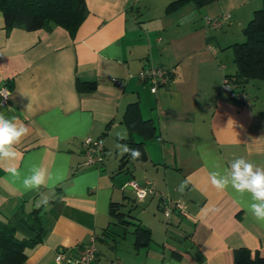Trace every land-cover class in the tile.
Listing matches in <instances>:
<instances>
[{
  "label": "crops",
  "instance_id": "crops-1",
  "mask_svg": "<svg viewBox=\"0 0 264 264\" xmlns=\"http://www.w3.org/2000/svg\"><path fill=\"white\" fill-rule=\"evenodd\" d=\"M175 1L85 0L73 37L61 27L7 32L0 14V86L10 89L0 113L28 127L17 158L0 160V222L18 239L33 238L22 217L44 211L43 241L21 264H56L57 249L75 255L92 236L93 264H233L238 249L264 258V225L247 211L250 195L218 190L209 175L236 157L264 167V83L240 84L247 103L221 89L236 73L233 27L261 0L168 10ZM223 14L230 18L220 28L205 25L204 16ZM149 65L170 73L155 93L137 78ZM87 137L103 140L99 166L84 163ZM11 167L21 175L11 177ZM33 167L46 171V185L25 191ZM131 180L150 182L155 193L138 201ZM165 198L183 211L165 216Z\"/></svg>",
  "mask_w": 264,
  "mask_h": 264
},
{
  "label": "trees",
  "instance_id": "trees-1",
  "mask_svg": "<svg viewBox=\"0 0 264 264\" xmlns=\"http://www.w3.org/2000/svg\"><path fill=\"white\" fill-rule=\"evenodd\" d=\"M213 0H177L168 5V10L192 2L197 7ZM88 13L85 0H0V14L7 32L12 29L35 31L61 27L73 37ZM245 41L231 45L236 73L230 77L238 87L243 82L264 80V0L254 11L251 20L243 29ZM78 90L86 87L77 82ZM92 85H88L91 88ZM43 208L25 213L22 223L34 232L33 238L18 239L14 226L0 222V264H21L26 259L25 250L43 241L45 231L41 225ZM137 232L147 231L138 228ZM233 264H264L258 253L246 249L234 251Z\"/></svg>",
  "mask_w": 264,
  "mask_h": 264
},
{
  "label": "clouds",
  "instance_id": "clouds-1",
  "mask_svg": "<svg viewBox=\"0 0 264 264\" xmlns=\"http://www.w3.org/2000/svg\"><path fill=\"white\" fill-rule=\"evenodd\" d=\"M28 134V127L17 124L15 118L9 119L0 113V160H15L18 152L15 145L22 137ZM119 139H126L125 135H120ZM118 148L123 153H128L133 160H138L141 156L139 149L129 148L125 144H118ZM11 177H19L21 173L15 168L7 169ZM227 173V175L223 173ZM211 184L218 190H225L229 187L239 195L245 193L250 195V200L246 205L247 211L261 224L264 225V167L245 159L244 157L234 158L228 168L214 170L209 173ZM47 173L37 167H33L31 175L26 176L23 181V189L31 191L46 185ZM186 181L179 186L182 193L186 187Z\"/></svg>",
  "mask_w": 264,
  "mask_h": 264
},
{
  "label": "built area",
  "instance_id": "built-area-1",
  "mask_svg": "<svg viewBox=\"0 0 264 264\" xmlns=\"http://www.w3.org/2000/svg\"><path fill=\"white\" fill-rule=\"evenodd\" d=\"M206 26L218 29L225 22H228L230 18L229 14H223L220 17H211L206 15L203 17ZM137 78L140 82L148 84L149 90L155 93L160 86L166 85L170 78V73L162 66L149 65L141 69L137 73ZM230 77H225L222 81L221 89L227 92L230 98L235 99L242 103H247L249 97L244 91L238 89V86ZM114 83L118 86H122V82L114 80ZM10 89L7 85L0 86V108L4 107L9 102ZM84 146V163L87 165L99 166L103 162L104 145L103 140L93 139L87 137L83 140ZM127 185L134 191L136 199L142 201L148 194H154L155 190L151 186L150 182H146L144 185H139L136 181H129ZM183 211L184 205L181 202L172 201L169 198H165L163 212L165 216H168L172 209ZM97 252L96 238L90 237L89 241L80 246L76 254H71L68 250L57 249L54 256L56 264H93Z\"/></svg>",
  "mask_w": 264,
  "mask_h": 264
},
{
  "label": "rangeland",
  "instance_id": "rangeland-1",
  "mask_svg": "<svg viewBox=\"0 0 264 264\" xmlns=\"http://www.w3.org/2000/svg\"><path fill=\"white\" fill-rule=\"evenodd\" d=\"M262 6V0H261V3L259 4V7H257L258 9L261 8ZM252 18V17H251ZM247 20V19H245ZM251 20V19H249ZM249 20L247 21H244L242 24V26H235L233 27V30L231 33H233V35H235L236 37L235 38H238V41L237 43H240V42H243L245 41V36L243 34V29L246 27V25L248 24ZM229 30L227 29V27H225L223 30H221L219 33H225V32H228ZM231 51H232V48L230 47ZM259 82L261 83H264V80L263 81H260L258 80Z\"/></svg>",
  "mask_w": 264,
  "mask_h": 264
}]
</instances>
